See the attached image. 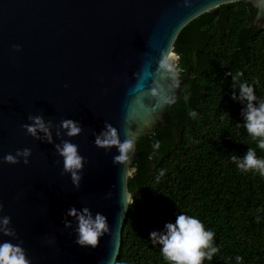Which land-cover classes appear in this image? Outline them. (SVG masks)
I'll return each instance as SVG.
<instances>
[{"label": "water", "instance_id": "obj_1", "mask_svg": "<svg viewBox=\"0 0 264 264\" xmlns=\"http://www.w3.org/2000/svg\"><path fill=\"white\" fill-rule=\"evenodd\" d=\"M237 1L256 9L251 21L264 30V0H189L190 7L184 0H0V217H11L18 237L0 234V242L23 241L31 264H116L130 206L123 196L132 200L128 178L135 169L130 163L124 176L125 166L113 163L117 149L96 147L95 136L111 124L121 141L126 129L137 141L168 123L176 102L155 119L125 123L135 74L145 62L155 70L159 51L173 50L191 20ZM186 81L181 74L177 98ZM36 116L48 135L26 132L23 126ZM66 119L81 127L78 136H67ZM64 141L78 145L85 159L78 186L56 149ZM25 148L31 150L27 164L24 157L3 162ZM70 208L106 217L108 231L97 247L76 243L78 221Z\"/></svg>", "mask_w": 264, "mask_h": 264}, {"label": "trees", "instance_id": "obj_2", "mask_svg": "<svg viewBox=\"0 0 264 264\" xmlns=\"http://www.w3.org/2000/svg\"><path fill=\"white\" fill-rule=\"evenodd\" d=\"M217 10L191 20L173 42L187 81L168 108L169 122L136 141L128 178L135 203L116 264H166L149 234L163 232L178 214L197 217L215 233L219 252L203 264H237L236 256L240 264H264V177L241 173L231 160L249 147L264 158L243 128L246 102L232 99L239 82H247L256 106L264 100V30L251 21L256 9L242 1ZM228 72L242 73L235 88Z\"/></svg>", "mask_w": 264, "mask_h": 264}, {"label": "clouds", "instance_id": "obj_3", "mask_svg": "<svg viewBox=\"0 0 264 264\" xmlns=\"http://www.w3.org/2000/svg\"><path fill=\"white\" fill-rule=\"evenodd\" d=\"M186 7H190L189 0H184ZM14 50H19L18 45H13ZM181 57L170 48L161 49L159 58L155 61L156 68L153 70L151 62H145L138 73L135 74V84L129 89V101L127 103L125 123L128 124L129 118L144 119L153 118L158 113L163 112L167 106L176 102V91L181 87V68L179 61ZM232 76L233 87L237 85L242 73L232 72L226 73ZM239 96L233 93L232 99H239L246 102V106L242 111L243 128L246 130L251 141L255 142L256 147L264 151V100L258 107L255 104L257 97L255 89L247 82H239ZM188 97L185 96V100ZM227 114V113H226ZM193 118L196 112H189ZM223 118V116L221 117ZM33 121L31 125H24L26 132L35 136L37 131L49 134V128L42 117H29ZM61 126L66 130L69 137L78 136L82 129L73 120L66 119L61 122ZM241 125L237 124V127ZM95 146L105 150L115 147L118 155L113 157V163L124 165V176L127 173L128 165L131 163L133 155L136 151V137L130 129L125 130L123 141L120 139V132L111 124H105V129L95 136ZM160 147L159 141L153 144V148ZM58 154L63 158V170L69 172L72 181L77 186L81 177L78 175L85 162L84 157L79 154L78 145L64 141L62 145L56 146ZM31 155L30 149L18 150L16 155L8 154L3 157V162L9 164H17V157H24V163H28V157ZM152 157L150 156L149 159ZM232 162L236 165L241 173L258 174L264 177V158L258 157L255 148L249 147L243 158L236 155L231 156ZM63 174V172L61 173ZM165 173L160 171V176ZM124 204H134V200H129L124 193ZM3 205L0 204V211ZM68 215L75 217L78 221L76 243L81 247L95 248L99 244L100 237L108 231L106 217L100 213L92 214L88 208L77 211L70 208ZM11 217H0V234L18 239L15 229L10 227ZM163 232H151L150 239L152 244L161 246L160 252L166 264H203L205 260L211 261L219 252V248L215 246V233L205 228L203 222L195 216L178 214L175 217V223H167ZM23 241L13 244L10 241L0 242V264H31L27 254L22 247ZM237 264H240L242 257L236 256ZM111 264V261H109Z\"/></svg>", "mask_w": 264, "mask_h": 264}]
</instances>
